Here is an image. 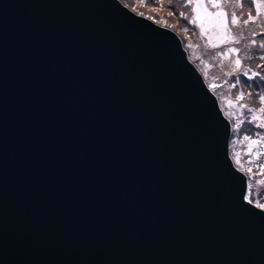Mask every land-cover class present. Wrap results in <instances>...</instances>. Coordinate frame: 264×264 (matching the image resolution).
<instances>
[{"label":"water","instance_id":"1","mask_svg":"<svg viewBox=\"0 0 264 264\" xmlns=\"http://www.w3.org/2000/svg\"><path fill=\"white\" fill-rule=\"evenodd\" d=\"M230 132L171 30L0 0V264H264Z\"/></svg>","mask_w":264,"mask_h":264},{"label":"rangeland","instance_id":"2","mask_svg":"<svg viewBox=\"0 0 264 264\" xmlns=\"http://www.w3.org/2000/svg\"><path fill=\"white\" fill-rule=\"evenodd\" d=\"M118 1L123 5L120 0ZM140 1L141 0H138L132 3H135L140 9L146 10L145 13L148 16L151 17L153 14H160L163 15V17H169L168 21L173 26V31L135 12V14L145 17L151 22L171 30L173 33L177 34L176 36L180 38L179 40H183L181 46L186 49L187 56L195 63L205 82H207L208 86L216 94L220 108L230 120L229 154L235 166L247 175V185H249L250 193H248L246 197L255 204L258 202L264 203V195H261V193H264V167H261V165H264V140L259 144L250 143V140H257L261 136H264V128L256 127V124L264 123V113L257 112L256 115L259 116L260 119L253 123H248V121L251 120L252 114L248 113L246 109H241L239 107L240 103L252 108L264 106L260 104L258 99L259 95H264V85L258 89L247 87L244 82L247 81V84L251 85L253 83L252 80H248L247 77L239 73L228 75L234 67L231 63L234 57H217L215 55L216 52L221 51L223 48L233 46L239 47L242 49L240 53L241 57L246 54L253 57V59L242 60L243 70L252 69V71H259L264 75V68H256L257 64L264 65V60L259 59L261 55H264V49L259 48V44L264 42V0H256L257 3L262 5V17L260 20H257L255 23H249L247 26L237 25L232 29L234 34L239 33L242 35L240 45L222 44L219 48L215 49L207 47L209 37L207 35H201L198 26L199 21L198 24L194 26L190 24L187 19L181 20L183 16H181L180 13H184L185 16L189 18H191L192 15V6L189 5L186 7V4L183 3L185 0H152L151 3H149V0L148 2L141 3ZM241 3L245 5L243 9H236L230 2L227 10L236 11L238 15L243 12L244 16L242 18H246L250 10L255 14L254 7L250 9L248 6L252 3V0H241ZM211 10L215 11V9ZM169 12H171L172 15H169ZM205 26L207 27V25ZM253 33H257V35H253ZM253 40L256 41L255 47L250 46V41ZM246 45H249V47L246 48ZM249 75H251V72H249ZM237 79H239L241 83L236 88L230 87ZM254 79L259 81V77ZM240 92L244 93L245 99L237 102L234 98ZM249 92H253L254 95L249 97ZM242 121L243 123H241ZM245 136H249L250 140H244ZM250 149H252L251 154ZM248 165L249 168L246 167ZM249 169H251V171H249Z\"/></svg>","mask_w":264,"mask_h":264},{"label":"snow or ice","instance_id":"3","mask_svg":"<svg viewBox=\"0 0 264 264\" xmlns=\"http://www.w3.org/2000/svg\"><path fill=\"white\" fill-rule=\"evenodd\" d=\"M151 2L152 0H149V3ZM230 2L232 6L236 9H243L245 7V5L241 3V0H223V2L222 0H187L186 7L189 5L192 6L191 18L185 16L184 13H180V15L187 19L188 22L194 26H196L199 21L198 26L201 35H207L209 37L207 41V47H209L210 49L219 48L222 44L240 45L242 35L239 33L234 34L232 29L235 28L237 25L247 26L249 23H255L257 22V20H260L262 17V5L260 3H257L256 0H252V3L248 6L250 9L254 7L255 14H253V11L250 10L247 13L246 18H242L244 16L243 12L238 15L236 11L227 10ZM211 9H215V11H212ZM169 15H172V13L169 12ZM205 25H207V27ZM253 35H257V33H253ZM250 46L255 47L256 41H250ZM245 47L247 48L249 47V45H246ZM259 48L264 49V42L259 44ZM241 51L242 49L239 47H226L223 48L221 51L216 52L215 55L217 57H234V59H232L231 61L234 67L232 68L231 72L228 73V75H235L239 73L240 75L247 77L248 80L253 81L251 85H248L247 81H245L244 83L247 87L258 89L262 85H264V75H262V73L259 71H252V69L243 70L242 60L253 59V57L248 54L241 57ZM259 59L264 60V55H261ZM256 68H264V65L257 64ZM249 72H251V75H249ZM256 77H259V81L254 79ZM240 83L241 81L237 79L235 83L230 85V87L236 88ZM253 95V92L248 93L249 97ZM234 99L237 102L242 101L245 99V95L243 92H240L235 96ZM258 99L260 104L264 105V95H259ZM239 107L241 109H246L248 113L252 114L251 120H249L248 123H253L260 119V117L256 115L257 112L264 113V106L252 108L248 107L243 103H240ZM241 123H243V121ZM256 127L264 128V123L256 124ZM244 140L248 141L250 140V137L245 136ZM262 140H264V136H261L257 140H250V143L259 144ZM261 167H264V165H261ZM249 171H251V169H249ZM261 195H264V193H261ZM249 203H251V200L249 201ZM256 207L264 209V203L258 202L256 203Z\"/></svg>","mask_w":264,"mask_h":264},{"label":"trees","instance_id":"4","mask_svg":"<svg viewBox=\"0 0 264 264\" xmlns=\"http://www.w3.org/2000/svg\"><path fill=\"white\" fill-rule=\"evenodd\" d=\"M120 1L123 3V5H125L127 8H129L130 10H132L134 13L135 12L140 13V14L146 16L147 18L151 19L153 22H156L157 24L163 25V26H165V27H167V28H169V29H171L173 31V28H172L173 26L169 23V21H168L169 20V17L168 16L163 17V15H160V14H153V15H151V17H152L151 18L150 16H148L145 13L146 10L140 9L139 7H137V5L135 3H132V2H135V1H138V0H120ZM141 2H148V0H141L140 3ZM183 3L184 4H187V0H185ZM174 12H175V10H174ZM181 20H185V18L184 17H181ZM180 41H181V44H182L183 43V40L181 39ZM251 153H252V149H250V154ZM246 167L249 168V165L246 166ZM248 193H250V191H249V185H247L246 196H247Z\"/></svg>","mask_w":264,"mask_h":264},{"label":"clouds","instance_id":"5","mask_svg":"<svg viewBox=\"0 0 264 264\" xmlns=\"http://www.w3.org/2000/svg\"><path fill=\"white\" fill-rule=\"evenodd\" d=\"M180 41V40H179ZM181 43V42H180ZM246 196V195H245Z\"/></svg>","mask_w":264,"mask_h":264},{"label":"bare ground","instance_id":"6","mask_svg":"<svg viewBox=\"0 0 264 264\" xmlns=\"http://www.w3.org/2000/svg\"><path fill=\"white\" fill-rule=\"evenodd\" d=\"M142 44V43H141Z\"/></svg>","mask_w":264,"mask_h":264}]
</instances>
